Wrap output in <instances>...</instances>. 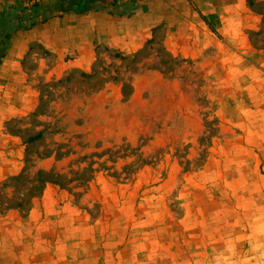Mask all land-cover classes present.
<instances>
[{
    "label": "rangeland",
    "instance_id": "rangeland-1",
    "mask_svg": "<svg viewBox=\"0 0 264 264\" xmlns=\"http://www.w3.org/2000/svg\"><path fill=\"white\" fill-rule=\"evenodd\" d=\"M234 4L90 71L27 59L23 166L0 181L18 264H264V0Z\"/></svg>",
    "mask_w": 264,
    "mask_h": 264
},
{
    "label": "crops",
    "instance_id": "crops-1",
    "mask_svg": "<svg viewBox=\"0 0 264 264\" xmlns=\"http://www.w3.org/2000/svg\"><path fill=\"white\" fill-rule=\"evenodd\" d=\"M195 2L200 19L205 22L203 15L207 16L216 25L226 22L235 2L245 5V0H118L117 6L80 12L69 10L68 0H41L39 5L30 0H0V49L5 47L0 58V181L23 166L20 139L10 132L8 122L26 115L36 102L30 96L26 61L32 55L43 56L37 48L58 57L53 72L90 71L99 49L136 53L155 28L182 24L194 16L190 7ZM7 218L0 213V264H18L21 259L11 239L16 227Z\"/></svg>",
    "mask_w": 264,
    "mask_h": 264
},
{
    "label": "trees",
    "instance_id": "trees-1",
    "mask_svg": "<svg viewBox=\"0 0 264 264\" xmlns=\"http://www.w3.org/2000/svg\"><path fill=\"white\" fill-rule=\"evenodd\" d=\"M33 1V4L35 5H39L41 3V0H30ZM108 2V3H106ZM108 4H110L111 6H117L118 5V0H68V9L69 10H76L78 9L80 12H86L92 9H98L100 7L103 8H110L108 7ZM203 19L205 20V22L207 23V25H209V27L216 31L215 25L212 23L213 20L209 19L207 16L203 15ZM8 37V34L6 36V39ZM8 41H4V46H7ZM5 47L2 46L1 50V56L5 55L4 52ZM48 171L39 169L37 171V173H35V181L36 184L32 187L33 189H38V191H42L43 187L50 181L48 179H45L44 177H46L48 175ZM14 180L19 181L21 179V175L18 176H14L12 177ZM42 184L40 186H38L39 184ZM33 196H36V194H33Z\"/></svg>",
    "mask_w": 264,
    "mask_h": 264
}]
</instances>
